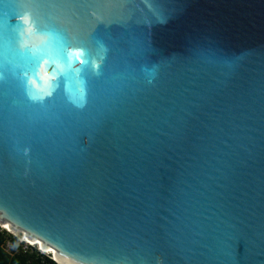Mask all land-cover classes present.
Masks as SVG:
<instances>
[{
  "label": "water",
  "instance_id": "1",
  "mask_svg": "<svg viewBox=\"0 0 264 264\" xmlns=\"http://www.w3.org/2000/svg\"><path fill=\"white\" fill-rule=\"evenodd\" d=\"M25 11L82 94L30 98ZM0 225L66 264H264V0H0Z\"/></svg>",
  "mask_w": 264,
  "mask_h": 264
},
{
  "label": "clouds",
  "instance_id": "2",
  "mask_svg": "<svg viewBox=\"0 0 264 264\" xmlns=\"http://www.w3.org/2000/svg\"><path fill=\"white\" fill-rule=\"evenodd\" d=\"M17 22L22 25V27L18 29L20 36L18 43L20 48L22 50L27 49L33 56L40 55L43 57L37 72V78H29L30 98L33 100L44 99L45 96L51 94V91L55 88L59 78L62 75H67L69 73H71L74 78V82L77 86L76 90L82 94L84 91L82 86L83 81L79 78L82 66L79 63V60L81 57L86 56L85 50L69 46L64 49V55L67 57L65 60L61 56L62 38L56 33L50 31H40L30 11H25L22 15H18ZM93 64L95 65L96 62L93 61ZM68 90L72 92L70 86ZM16 226L17 228H23L17 224ZM4 227L7 228L8 226L4 225ZM8 230L10 232L12 231L11 228H8ZM32 233L34 235H39L34 232ZM26 242L29 244L33 243L32 240H26ZM37 243L39 244V241H37ZM13 247H16V245H13ZM39 248L41 252L47 251L42 244L39 245ZM52 258L57 259L55 253ZM57 264H61V261L58 260Z\"/></svg>",
  "mask_w": 264,
  "mask_h": 264
},
{
  "label": "rangeland",
  "instance_id": "3",
  "mask_svg": "<svg viewBox=\"0 0 264 264\" xmlns=\"http://www.w3.org/2000/svg\"><path fill=\"white\" fill-rule=\"evenodd\" d=\"M19 239V236L6 232L2 226L0 227V242L2 241L0 247L4 249L7 255L10 257L25 256L28 260L27 264H47L46 261L49 260L47 256L41 257L36 249H31L21 244ZM21 242L23 241L21 240ZM13 245H16V247H13Z\"/></svg>",
  "mask_w": 264,
  "mask_h": 264
},
{
  "label": "trees",
  "instance_id": "4",
  "mask_svg": "<svg viewBox=\"0 0 264 264\" xmlns=\"http://www.w3.org/2000/svg\"><path fill=\"white\" fill-rule=\"evenodd\" d=\"M2 241L0 242V244ZM28 260L25 258V256H15V257H10L7 255L0 247V264H27ZM47 264H55L54 262L48 260L46 261ZM39 264V263H38Z\"/></svg>",
  "mask_w": 264,
  "mask_h": 264
},
{
  "label": "bare ground",
  "instance_id": "5",
  "mask_svg": "<svg viewBox=\"0 0 264 264\" xmlns=\"http://www.w3.org/2000/svg\"><path fill=\"white\" fill-rule=\"evenodd\" d=\"M0 227H1V225H0ZM5 231H7V232H9V233H11V234H14V233H12V232H10V231H8L7 229H5L4 227H2ZM14 235H16V234H14ZM20 238V237H19ZM24 243H26V244H28L29 246H34V245H32V244H29V243H27L25 240H23L22 238H20ZM34 247H36V246H34ZM36 248H38V247H36ZM39 249V248H38ZM39 251H40V249H39ZM41 252V251H40ZM43 254H47V255H50V254H48L47 252H42ZM50 257L52 258L53 256L52 255H50ZM53 259V258H52ZM54 260V262H56L57 263V261L59 260V259H53ZM61 261V260H60ZM61 264H66V263H64L63 261H61Z\"/></svg>",
  "mask_w": 264,
  "mask_h": 264
},
{
  "label": "built area",
  "instance_id": "6",
  "mask_svg": "<svg viewBox=\"0 0 264 264\" xmlns=\"http://www.w3.org/2000/svg\"><path fill=\"white\" fill-rule=\"evenodd\" d=\"M6 232H7V231H6ZM19 241H20V243H21V244H24V245H26L28 248H31V249H36V250H37V252L39 253V255H40L41 257H45V256H47L49 260H51V261H53V262H54V260H53L52 258H50V255L43 254L42 252H40V251H39V249H38V248H36V247H34V246H29V245H27L26 243H24V242H21V240H20V239H19ZM54 263H55V262H54ZM55 264H56V263H55Z\"/></svg>",
  "mask_w": 264,
  "mask_h": 264
}]
</instances>
